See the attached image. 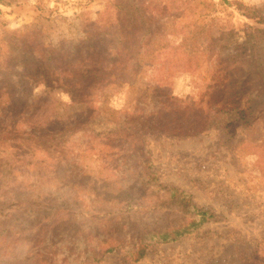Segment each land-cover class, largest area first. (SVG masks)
I'll return each instance as SVG.
<instances>
[{
    "label": "rangeland",
    "instance_id": "374dc122",
    "mask_svg": "<svg viewBox=\"0 0 264 264\" xmlns=\"http://www.w3.org/2000/svg\"><path fill=\"white\" fill-rule=\"evenodd\" d=\"M0 264H264V0H0Z\"/></svg>",
    "mask_w": 264,
    "mask_h": 264
},
{
    "label": "trees",
    "instance_id": "16d2710c",
    "mask_svg": "<svg viewBox=\"0 0 264 264\" xmlns=\"http://www.w3.org/2000/svg\"><path fill=\"white\" fill-rule=\"evenodd\" d=\"M86 69L88 72L91 73L92 68H90V66L86 67V65H79L78 67L75 68V72H80L82 73L84 76L87 75ZM84 72V73H83ZM242 92L241 91H236V90H232L230 92V94H228L229 96L225 99V101H223V103L220 105L219 109L216 110L213 107H209L208 112L211 114H215L216 116L219 114L225 115V114H229V113H240V118H245L246 116L249 115V113L246 111L248 108L246 106V103L242 104V99H241V95ZM224 96V95H223ZM81 100L83 99L85 104H87V101L89 99V95H87L84 91L81 93L80 95ZM9 101H7L8 103ZM240 105H242V109H240ZM207 113V116L210 117L211 115ZM134 115H131V119L134 120L133 118ZM149 128H158V127H149ZM9 130H12L13 132L17 131V126H15L14 124H12V126L10 125V127H8ZM161 130H168L166 129L165 126H162ZM205 130V127H195L194 130L192 132L188 131V135L185 136H194V135H199L200 133H202ZM26 129L23 130V133H26ZM47 136L50 135V133H46ZM166 192L169 193L170 197H181L182 192H178L175 188H171L168 187L166 188ZM9 198L8 200H12L15 202V200L13 199V197H11L10 195L7 197ZM184 198V196H182V199ZM189 212L191 213V216L187 219L188 221L181 225L179 228L177 229H173V231L171 232H163V233H159L157 236V240L160 242H173L176 241L177 239H179L181 236H184L186 234L191 233L192 231L196 230L200 225H202L203 223H206L207 221H209L210 219H212L214 217V215L212 213H210V211L208 210H203V209H197L195 208L193 205L189 207ZM113 247H109L105 253L108 252H112ZM146 254V248L145 247H140L139 249H137L133 260L134 261H138L140 258L144 257Z\"/></svg>",
    "mask_w": 264,
    "mask_h": 264
}]
</instances>
